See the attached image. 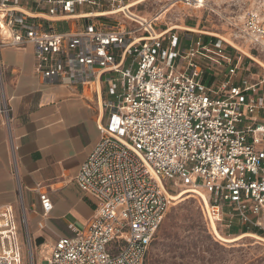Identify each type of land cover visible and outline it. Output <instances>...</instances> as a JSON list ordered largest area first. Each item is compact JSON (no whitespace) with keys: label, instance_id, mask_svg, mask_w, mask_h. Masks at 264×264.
Instances as JSON below:
<instances>
[{"label":"built area","instance_id":"2783aa9c","mask_svg":"<svg viewBox=\"0 0 264 264\" xmlns=\"http://www.w3.org/2000/svg\"><path fill=\"white\" fill-rule=\"evenodd\" d=\"M23 1L0 0V48L31 43L46 82L106 85L99 140L75 176L93 213L45 264H145L178 188L203 190L208 217L210 204L225 203L240 228L264 232V94L240 80L222 40L157 32L155 17L129 10L140 0H31L33 9ZM83 7L115 12L82 16ZM107 15L120 17L106 24ZM239 30L264 46V3L244 13ZM0 100L6 115L1 79ZM39 200L47 214L50 198ZM0 264H23L10 206L0 208Z\"/></svg>","mask_w":264,"mask_h":264},{"label":"crops","instance_id":"0c3cea01","mask_svg":"<svg viewBox=\"0 0 264 264\" xmlns=\"http://www.w3.org/2000/svg\"><path fill=\"white\" fill-rule=\"evenodd\" d=\"M26 2V3H25ZM33 9L31 0H24ZM31 43L0 48V208L10 206L23 264H43L55 242L90 219L94 204L75 176L99 140L105 83L46 82ZM40 192L52 208L43 214ZM26 248V250H25Z\"/></svg>","mask_w":264,"mask_h":264},{"label":"rangeland","instance_id":"374dc122","mask_svg":"<svg viewBox=\"0 0 264 264\" xmlns=\"http://www.w3.org/2000/svg\"><path fill=\"white\" fill-rule=\"evenodd\" d=\"M202 1L200 7H186L177 0H145L129 10L142 18L155 17L157 32L176 24L194 29L172 28L181 39L192 37L202 40L207 37L222 40L226 51L234 56L240 67V80L256 84L258 94H264V83L260 82L264 79V67L260 63H264V46L251 43L241 36L239 30L244 13L260 6L264 0ZM82 9L84 12L92 11L88 7ZM117 17L120 16L107 15L102 20L107 24ZM56 28L60 31L67 29V22L57 23ZM187 43L184 41V45ZM180 191L182 188L172 190L170 195L175 196ZM201 191L208 200V195ZM204 206L201 197L193 192L171 199L166 216L149 247L145 264H264V240L244 236L226 242L214 234L210 217L224 238H235L243 233L232 231L233 227L239 228L240 225L227 204H210L209 217ZM246 233H254L264 239V232Z\"/></svg>","mask_w":264,"mask_h":264},{"label":"bare ground","instance_id":"6f19581e","mask_svg":"<svg viewBox=\"0 0 264 264\" xmlns=\"http://www.w3.org/2000/svg\"><path fill=\"white\" fill-rule=\"evenodd\" d=\"M145 0H140V1H138L137 3H134V4H131V5H128V8H131V7H133V6H135L136 4H138V3H140V2H144ZM115 11H104V12H102V11H88V12H82L81 14H82V16H85V14H92V15H105V14H113ZM172 28H181V29H188V30H194V29H191V28H188V27H185V26H181V25H176V24H172V25H170L169 26V29L168 30H171ZM234 45V44H233ZM235 46V45H234ZM237 48H239V47H237ZM241 51H243V52H245L246 53V51L245 50H243V49H241V48H239ZM251 56V55H250ZM252 58H254L255 60H256V58L255 57H253V56H251ZM261 64H262V66L264 67V63H262V62H260ZM186 192H193V193H195V194H197V195H199V197H201V199H202V201L204 202V204H205V206H207L208 207V200H207V197H206V195L202 192V191H199V190H196V191H192V190H182V191H180L177 195H175V196H172V199H175V198H178V197H180L181 195H183L184 193H186ZM208 211H209V209H208ZM210 213V212H209ZM212 216V215H211ZM210 220H211V224H212V228H213V230H214V234L220 239V240H222V241H226V242H231V241H235L236 239H239V238H241V237H246V236H250V237H255V238H258V239H261V240H264L262 237H259V236H257V235H255L254 233H242L241 235H238L237 237H235V238H224V237H222L220 234H219V232H218V230H217V228H216V226H215V223H214V221H213V219H212V217H210Z\"/></svg>","mask_w":264,"mask_h":264},{"label":"trees","instance_id":"16d2710c","mask_svg":"<svg viewBox=\"0 0 264 264\" xmlns=\"http://www.w3.org/2000/svg\"><path fill=\"white\" fill-rule=\"evenodd\" d=\"M209 39H212V38H204L203 40L205 41V42H207ZM253 229H255V230H253ZM232 231L233 232H236V231H240V232H243V233H245V232H255V233H258V234H260V233H263L262 232V230H260V229H258V228H245V227H243V228H238V227H233L232 228Z\"/></svg>","mask_w":264,"mask_h":264}]
</instances>
